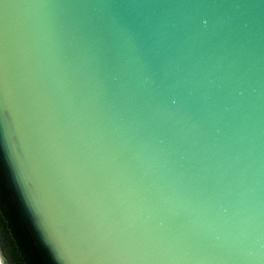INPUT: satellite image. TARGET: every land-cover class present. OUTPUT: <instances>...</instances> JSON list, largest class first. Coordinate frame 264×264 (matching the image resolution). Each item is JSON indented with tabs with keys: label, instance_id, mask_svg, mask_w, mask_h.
<instances>
[{
	"label": "water",
	"instance_id": "obj_1",
	"mask_svg": "<svg viewBox=\"0 0 264 264\" xmlns=\"http://www.w3.org/2000/svg\"><path fill=\"white\" fill-rule=\"evenodd\" d=\"M6 264H264V0H0Z\"/></svg>",
	"mask_w": 264,
	"mask_h": 264
},
{
	"label": "bare ground",
	"instance_id": "obj_2",
	"mask_svg": "<svg viewBox=\"0 0 264 264\" xmlns=\"http://www.w3.org/2000/svg\"><path fill=\"white\" fill-rule=\"evenodd\" d=\"M0 264H6L5 259L2 255L1 248H0Z\"/></svg>",
	"mask_w": 264,
	"mask_h": 264
}]
</instances>
